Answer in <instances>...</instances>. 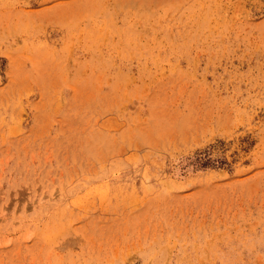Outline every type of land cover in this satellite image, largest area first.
Instances as JSON below:
<instances>
[{"label":"rangeland","instance_id":"374dc122","mask_svg":"<svg viewBox=\"0 0 264 264\" xmlns=\"http://www.w3.org/2000/svg\"><path fill=\"white\" fill-rule=\"evenodd\" d=\"M0 264H264V0H0Z\"/></svg>","mask_w":264,"mask_h":264}]
</instances>
